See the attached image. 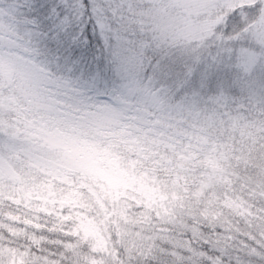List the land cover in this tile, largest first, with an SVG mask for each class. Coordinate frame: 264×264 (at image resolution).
Returning a JSON list of instances; mask_svg holds the SVG:
<instances>
[{"label":"snow or ice","instance_id":"1","mask_svg":"<svg viewBox=\"0 0 264 264\" xmlns=\"http://www.w3.org/2000/svg\"><path fill=\"white\" fill-rule=\"evenodd\" d=\"M0 264H264V0H0Z\"/></svg>","mask_w":264,"mask_h":264}]
</instances>
